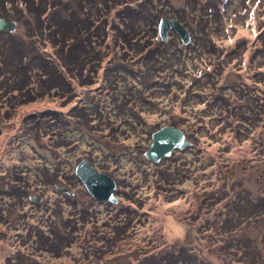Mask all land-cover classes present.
<instances>
[{"label":"rangeland","instance_id":"1","mask_svg":"<svg viewBox=\"0 0 264 264\" xmlns=\"http://www.w3.org/2000/svg\"><path fill=\"white\" fill-rule=\"evenodd\" d=\"M9 1L0 264H264V0H42L39 19L31 0ZM140 5L150 18L125 45L118 12ZM161 19L190 42L162 43ZM165 127L191 145L153 164L149 129ZM84 160L115 182L117 204L88 194L75 176Z\"/></svg>","mask_w":264,"mask_h":264},{"label":"water","instance_id":"2","mask_svg":"<svg viewBox=\"0 0 264 264\" xmlns=\"http://www.w3.org/2000/svg\"><path fill=\"white\" fill-rule=\"evenodd\" d=\"M15 27V22L0 20V32L11 34L14 32ZM169 32H174L184 45L190 42L189 32L178 21L161 19L158 33L163 43L167 42ZM149 132L151 133V146L144 157L153 164L159 163L162 159L170 158L174 151H182L191 145L183 132L177 128L165 127L156 132L149 129ZM75 176L94 200L117 204V198L114 194L116 190L115 182L108 176L96 172L88 161H81L77 165ZM57 190L67 197L73 196V193L64 187L57 186ZM30 201L38 203L40 198L30 197Z\"/></svg>","mask_w":264,"mask_h":264},{"label":"trees","instance_id":"3","mask_svg":"<svg viewBox=\"0 0 264 264\" xmlns=\"http://www.w3.org/2000/svg\"><path fill=\"white\" fill-rule=\"evenodd\" d=\"M7 1H9V0H7ZM24 2H25V4L28 2V1H30V0H23ZM40 1V3H38V2H33L32 0H31V2H30V5H28V7H29V11H32V13L35 15V16H37V18L39 19L40 17H41V13L42 12H44V7H43V5H42V0H39ZM5 2V1H4ZM209 2H211V0H209ZM4 4V3H3ZM27 5V4H26ZM50 6V5H49ZM210 7H212L211 6V4L209 5ZM146 9V8H145ZM144 8H143V5H140L139 7H136V8H132V7H129V6H125L122 10H121V12H118V14L119 13H122V16H124V18H123V22H122V28L120 29V31H118L119 33L122 31V34H121V36H122V40H124L125 42V45H127L128 44V40H129V38H128V36L126 35L127 34V32H125V30H129L130 29V32L131 33H133L134 34V36H135V31H137L138 29H140L141 28V22L143 21V20H147L148 18H150V17H148L147 15H150V14H147V12L148 11H150V12H152V10L151 9H149V10H145ZM212 10V8L211 9H209V13L207 14V16L211 19L212 17H213V12L211 11ZM37 15H36V14ZM58 12L57 11H55L53 14H51V21L53 20V24H54V26H56V25H58V24H61L62 26H63V28H64V30H65V33H68L69 32V30H70V28H69V21L68 20H66V19H64V18H62V16H61V18H59V15L57 14ZM156 16V15H155ZM69 17V16H68ZM70 19L71 18H73V17H69ZM40 21V20H39ZM50 21V22H51ZM41 22V24H43V22L42 21H40ZM179 22V21H178ZM180 23V22H179ZM181 24V23H180ZM45 26H49L50 24H48V22H47V24L45 23L44 24ZM66 25V26H65ZM71 25V24H70ZM182 25V24H181ZM119 26H121V25H119ZM100 27H102V26H100ZM58 28V27H57ZM185 28V27H184ZM186 29V28H185ZM97 30V29H96ZM130 32H128V33H130ZM202 32V33H201ZM139 33V32H138ZM200 33H201V36H200V38L198 37V39H200V40H203L206 36H205V34H204V31L203 30H201L200 31ZM1 35H0V38H1V36H4V34L3 33H0ZM8 37H10V36H7L6 38H8ZM162 42V41H161ZM163 43V42H162ZM198 43H199V40H198ZM1 44V43H0ZM75 47H77V45L76 46H70V47H66L64 50L65 51H69V50H72L73 48H75ZM62 49H63V47H62ZM154 54V52L152 51V52H147L146 53V57H148V59H150L151 57H152V55ZM69 55L70 56H72L73 54L69 51ZM73 57V56H72ZM168 57H170V55H168ZM55 71V69L53 68V70H51V73H52V75H50L49 77H50V79H49V81H51V80H53L54 78H53V74L55 75L56 73H57V75L60 77V75H59V73H58V71L57 72H53ZM61 79V78H60ZM66 84H64V86H65ZM68 198V197H67ZM85 221V216H84V210L82 211V213H81V216L79 217V220H78V222H79V224L80 225H82V223ZM123 220H121L119 223H117V222H115L114 223V227H115V230L117 231L118 229H122V227L123 226H125L126 224H127V222H126V219H124V222H122ZM78 222H77V225H78ZM68 223V222H67ZM72 224H69V228H70V226H71ZM121 227V228H120ZM70 230L71 231H73V232H75L76 230H78L77 229V227L75 226V224L70 228ZM70 232V231H69ZM59 235V234H58ZM60 236H56V238H55V240H54V244H58V242L60 241V239L59 240H56L57 238H59ZM61 240H63V238H61ZM59 245H61V243H59L57 246H59ZM174 257H175V259H179V257H182V251H179L176 255H174Z\"/></svg>","mask_w":264,"mask_h":264},{"label":"flooded vegetation","instance_id":"4","mask_svg":"<svg viewBox=\"0 0 264 264\" xmlns=\"http://www.w3.org/2000/svg\"><path fill=\"white\" fill-rule=\"evenodd\" d=\"M3 1H5V0H3ZM0 3H1V0H0ZM10 3L14 5V3H13L12 1L10 2V1H7V0L4 2V5H8V4H10ZM0 7H1V4H0ZM12 7H14V6H12ZM1 19L5 20L6 22H15V23H16L15 30H16V28H17V26H18V23H17L15 20H13L12 18H11V19H10V18L7 19L6 17H0V20H1ZM15 30H14V32H15ZM14 32H13V33H14ZM0 33H3L4 36H5V35H6V36H9V35H10V33H7V32H0ZM11 34H12V33H11ZM6 36H5V37H6Z\"/></svg>","mask_w":264,"mask_h":264}]
</instances>
